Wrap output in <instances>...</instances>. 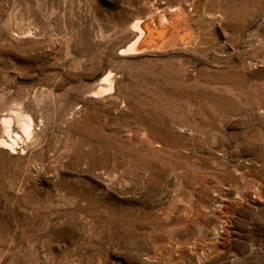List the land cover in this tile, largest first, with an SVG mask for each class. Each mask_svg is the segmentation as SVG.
<instances>
[{
    "label": "rangeland",
    "instance_id": "1",
    "mask_svg": "<svg viewBox=\"0 0 264 264\" xmlns=\"http://www.w3.org/2000/svg\"><path fill=\"white\" fill-rule=\"evenodd\" d=\"M0 139V264H264V0H0Z\"/></svg>",
    "mask_w": 264,
    "mask_h": 264
},
{
    "label": "bare ground",
    "instance_id": "2",
    "mask_svg": "<svg viewBox=\"0 0 264 264\" xmlns=\"http://www.w3.org/2000/svg\"><path fill=\"white\" fill-rule=\"evenodd\" d=\"M155 18V16H154ZM156 20V19H155ZM154 20V21H155ZM175 25H177L178 28V34H180L181 32L184 33L186 30L188 32L189 30V24L187 23L186 19L184 18H180V19H173L172 21ZM154 23V22H152ZM146 24V23H144ZM142 25V23H141ZM143 29L146 31V36H142V40L141 42L143 44H145L146 42H148L149 40H157L160 41L164 36H166L168 33L171 32L172 28L169 27V24L165 25V24H161V28H157L156 26H152V24L150 23V25H142ZM182 35V34H181ZM156 41V42H157ZM155 42V41H154ZM6 118H4L5 121V127H4V131L9 134V125H7V123L9 122V118L8 120H5ZM4 123V122H3ZM21 127L22 129L26 132L29 133L30 132V124L27 121H23L21 123ZM10 140L12 141V139L10 138ZM11 143H9L8 141H6L5 139H0V145H5V146H9Z\"/></svg>",
    "mask_w": 264,
    "mask_h": 264
}]
</instances>
